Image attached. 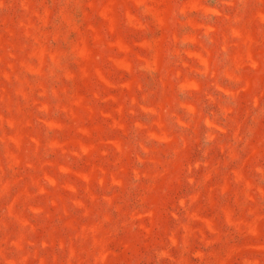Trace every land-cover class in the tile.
Instances as JSON below:
<instances>
[{"label":"rangeland","instance_id":"obj_1","mask_svg":"<svg viewBox=\"0 0 264 264\" xmlns=\"http://www.w3.org/2000/svg\"><path fill=\"white\" fill-rule=\"evenodd\" d=\"M0 264H264V0H0Z\"/></svg>","mask_w":264,"mask_h":264}]
</instances>
